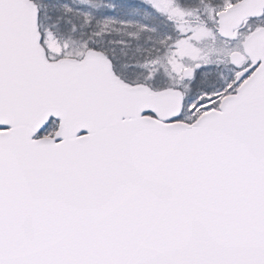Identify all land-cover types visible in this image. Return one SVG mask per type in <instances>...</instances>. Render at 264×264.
I'll use <instances>...</instances> for the list:
<instances>
[{
    "label": "snow or ice",
    "instance_id": "6c2138e0",
    "mask_svg": "<svg viewBox=\"0 0 264 264\" xmlns=\"http://www.w3.org/2000/svg\"><path fill=\"white\" fill-rule=\"evenodd\" d=\"M0 264H264V0H0Z\"/></svg>",
    "mask_w": 264,
    "mask_h": 264
}]
</instances>
